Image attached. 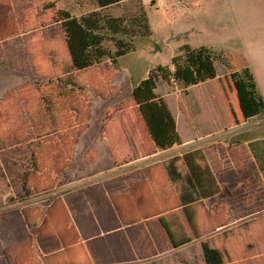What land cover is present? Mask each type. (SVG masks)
Here are the masks:
<instances>
[{"label": "crops", "instance_id": "1", "mask_svg": "<svg viewBox=\"0 0 264 264\" xmlns=\"http://www.w3.org/2000/svg\"><path fill=\"white\" fill-rule=\"evenodd\" d=\"M69 6L79 14L87 6L105 10L96 0H0V61L4 44L17 40L27 44L22 51L32 70L15 74L48 76L34 61L53 59L48 29L53 22L63 29L55 16ZM41 28L48 31L41 33ZM65 47L68 53L66 41ZM202 47L216 52L206 45L195 49ZM216 66L214 80L186 83L188 94L213 85L203 103L215 105L219 97L225 105L239 104V110L229 119L221 118L218 126L212 116L194 115L189 123L203 131L193 133L188 126L190 133L183 137L182 122L156 91L178 137L165 151L155 148L139 110L134 118L121 117L117 129L67 134L70 145L65 135L55 136L60 143L53 147L48 104L39 97L31 112L13 100L6 113L0 98V171L6 154L14 189L5 196L0 179V264H264V247L261 250L252 238L264 237V166L257 159L264 156V139L253 123H241L261 116H247L239 84H232L239 100L235 105L230 101ZM4 68L0 64V76ZM3 86L1 79L0 92ZM256 86L259 92L258 82ZM17 89L22 90L19 85ZM121 105L125 109V103ZM5 122L17 129L25 122L32 125L22 136L26 151L14 146L5 150ZM46 122L49 131L39 128ZM14 133L17 139L19 133ZM195 151H201L204 160L192 159V164L197 161L209 170L196 171L198 180L184 159ZM252 218L262 221L249 227Z\"/></svg>", "mask_w": 264, "mask_h": 264}, {"label": "rangeland", "instance_id": "2", "mask_svg": "<svg viewBox=\"0 0 264 264\" xmlns=\"http://www.w3.org/2000/svg\"><path fill=\"white\" fill-rule=\"evenodd\" d=\"M191 2L193 0H130L103 11H92V6H87L89 9L86 8L79 14L69 6L65 12H58L55 19L61 20L67 36L81 41L85 36V26L92 27L103 35V48L111 58L106 57L99 65L87 71H74L66 51L63 29L55 26L53 22L48 30L51 31V52L55 58L50 61H34L39 71L48 72L49 75L18 76L15 72L32 70L28 54L22 51L27 44H19L17 40L7 42L4 44V54L0 61L5 67L3 76H0L4 83V91L0 92V98L3 97L4 100L3 110L7 113L14 100L21 103L23 105L21 108L24 107L25 111L34 112L32 103L39 101V97L42 100L44 96L48 100L46 103L53 119L51 123L53 147L60 143L59 139H54L55 136L65 135L68 138L66 144L70 145L73 141L67 134L71 132L83 129L85 133H104L110 127L117 129L121 117L138 116L139 108L132 97L134 89L148 77L150 71L159 73L157 70L159 67L173 71L172 59L185 45L191 49L206 45L216 50L213 51L216 55V69L220 76H223L222 83L226 85L228 96L234 105L237 103L236 99L239 100L234 87L243 82L246 70L255 82H258L259 94L264 101V0H200L192 10L188 9ZM108 18L118 19L122 25L118 33H114L106 24ZM148 19L154 32L151 31ZM40 30L41 33L48 31L47 28ZM118 41L130 45L133 51L113 61ZM217 51L226 53L222 56ZM9 67L14 70H8ZM191 75L193 77L191 70L186 71L188 81ZM67 77L68 81L74 82L82 90L74 87L73 94L63 97L60 95L61 88L57 85L61 84L58 83L60 79ZM16 85L22 90L16 91ZM212 86L194 88L188 94L183 84L168 83L159 77L158 94L165 98L176 117L182 122L180 131L183 137L190 132L203 131L201 126L198 125L197 129L194 124L189 123V120L194 119V115L212 116L214 126H218L221 118L229 119L239 110V104L232 106L227 102L225 105L224 102L221 103L219 97H216L215 105L208 106L207 103H203L205 92L210 91ZM222 100L227 101L225 97ZM121 103H125V109ZM123 110H126V114L119 113ZM242 113L244 115L243 109ZM40 119L39 117L38 120ZM241 123H253L256 127L253 129H258L256 131L259 138L264 139V113L257 119L243 120ZM48 124L41 123L39 128L47 131ZM30 126L32 125L25 122L18 125L20 129H17V125L5 122V150L14 146L16 149L26 151L27 147L22 144L27 139H23L22 136L27 133L26 130ZM188 126L192 131L189 132ZM135 128L137 130V127ZM14 132L19 133L17 139H13L16 135ZM37 141L47 142L43 139ZM19 142L21 145H16ZM8 159L5 154L3 172L0 171L5 196L14 191L10 187L12 172L7 165ZM24 164L28 165L27 162ZM261 221V218H252L248 221L249 227ZM252 238H257L255 243L262 250L264 237Z\"/></svg>", "mask_w": 264, "mask_h": 264}, {"label": "trees", "instance_id": "3", "mask_svg": "<svg viewBox=\"0 0 264 264\" xmlns=\"http://www.w3.org/2000/svg\"><path fill=\"white\" fill-rule=\"evenodd\" d=\"M128 1L130 0H96L99 7L105 10ZM105 22L113 29L114 33H118L122 27L118 19L108 18ZM85 28L84 39L78 41L74 37L67 36L68 33L63 26L69 60L74 71L78 72L87 71L99 65L103 59L109 56L103 48V35L92 27L85 26ZM116 44L117 51L115 52V58H112L113 61L133 51V48L124 43V41H118ZM178 52L179 54L172 59L173 71L162 67L157 69L159 73L150 71L148 77L132 93V97L142 114L155 148L159 151L168 150L178 142L172 116L156 94L159 77L168 83L176 82L183 85L193 82L194 78L197 84L216 78V55L211 49L206 47L191 49L188 46H183ZM109 58L111 57L109 56ZM188 70L193 72V77L191 75L190 81L185 76ZM68 79V77L63 80L60 79L58 83L61 84H56L57 87L61 88L60 95L63 97L73 94L75 92L73 91L74 87L82 90L81 87L76 86L74 82L68 81ZM239 95L245 113L249 118H257L264 113V101L257 90L255 80L248 70L244 72L243 82L239 85ZM42 100L47 104L48 100L44 96H42ZM184 159L195 180H198L196 171H209L206 167L205 169L201 168L197 161L196 163L194 162V165L192 164V159L194 161L204 160L201 151L189 153ZM257 159L261 166H264V156L257 157Z\"/></svg>", "mask_w": 264, "mask_h": 264}]
</instances>
